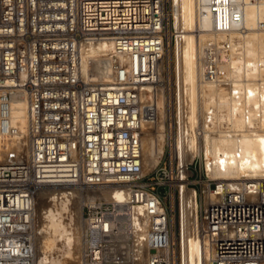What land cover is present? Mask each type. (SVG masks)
I'll use <instances>...</instances> for the list:
<instances>
[{"label":"built area","instance_id":"1","mask_svg":"<svg viewBox=\"0 0 264 264\" xmlns=\"http://www.w3.org/2000/svg\"><path fill=\"white\" fill-rule=\"evenodd\" d=\"M199 1L211 14V30L237 27L240 1ZM169 15L167 0H0V137L18 135L11 101L21 95L29 143L26 156L0 164V264H35L34 205L44 188L128 194L122 205L103 198L84 205L76 264H136L139 254L143 264H176L174 200L181 186L194 185L193 173L207 183L198 218L211 250L209 264H264V178L206 182L201 156L179 165L175 116L164 153L144 180L141 140L144 127L158 120L153 90L165 87L161 66ZM169 29L175 38L172 23ZM102 40L113 51L104 81L98 80L103 66L91 61L87 70L82 67L83 48ZM229 48L215 41L202 47L206 80H219L221 54ZM244 114L247 121L248 110ZM222 156L221 170L228 160ZM148 200L158 210L136 243L128 213Z\"/></svg>","mask_w":264,"mask_h":264},{"label":"bare ground","instance_id":"2","mask_svg":"<svg viewBox=\"0 0 264 264\" xmlns=\"http://www.w3.org/2000/svg\"><path fill=\"white\" fill-rule=\"evenodd\" d=\"M238 1L241 3V18L237 27L216 32L210 29V12L202 9L199 0H170L172 27L176 33L172 48L174 116L177 121L175 159L179 165L185 166L194 157L201 156L208 167V177L212 180L231 181L232 184L264 178V0ZM209 41L230 44L226 54H221L219 69L223 73L215 82L206 80L201 63L202 47ZM112 53L108 40L85 46L82 50L83 69L87 70L88 64L95 61L97 68H105L98 80H106L107 62ZM162 70L164 65L161 66ZM153 94L156 98L158 120L153 124L155 135L149 130L153 125L144 127L141 140L143 174L159 162L168 137L165 87H157ZM11 105V123L19 133L16 136L0 137V164L18 161L28 154L27 103L24 97L17 95L12 99ZM245 110L249 112L247 121L244 119ZM222 155L228 159L223 164V170L219 164ZM182 177H186L185 172ZM49 191L52 204L40 215L44 220L42 249L63 251V259L70 260L74 255L72 247L75 239L69 234L64 219L74 218L71 207H78L76 215L80 218L82 205L95 199L103 198L118 205L128 200L127 192L116 188L83 192L84 199L80 198L81 201L77 198L82 194L79 190L54 191L44 188L37 192L35 198V216L37 199ZM198 208L197 192L181 186L179 233L176 241L179 264H209L211 250L206 239L201 236ZM122 210L124 208L120 206L119 211ZM157 210L151 200H148L146 206L138 205L128 213L127 219H133L136 243L144 239L147 219ZM80 220L84 232L82 219ZM35 240L34 233L35 264H50L49 256L41 255L37 251ZM81 251L80 237L73 264L78 262ZM137 256L136 264H143V254ZM57 258L51 264H60Z\"/></svg>","mask_w":264,"mask_h":264},{"label":"rangeland","instance_id":"3","mask_svg":"<svg viewBox=\"0 0 264 264\" xmlns=\"http://www.w3.org/2000/svg\"><path fill=\"white\" fill-rule=\"evenodd\" d=\"M167 6L168 8L170 9V0H167ZM171 23H172V16L169 15L168 17V30H167V46H166V50H165V58H164V61H163V65H164V73H163V81H164V84H165V91H166V97H167V128L168 130L171 132V129H172V124H173V119H174V113H175V100H174V72H173V69H174V65H173V54H172V48L174 46V42H175V38L172 36H170V29L169 27L171 26ZM169 108V109H168ZM149 130L151 131V133L153 135L156 134V129H155V125L151 126L149 128ZM168 150L166 149L165 150V154H164V159L162 162H167L168 160ZM157 165V164H156ZM155 168V167H154ZM153 168V169H154ZM145 170L144 172V176H145V181L146 179L150 178V173L151 171L153 170ZM207 181L206 182H209L212 180L211 177H208L207 175ZM211 178V179H210ZM206 178L204 177V175H201L200 173H193V175H191V177L189 178L191 184H194V185H190L187 189L188 190H192V189H195L196 192H197V201H198V207L200 208V203L203 202V198L202 196L200 195V192L204 186V184H207V183H203L205 182ZM144 181V182H145ZM164 181H161L162 185H164ZM163 187H161L159 189V191H161ZM165 189H167L165 187ZM48 191V190H45V192ZM49 192H47V194L43 195L42 197L38 198L37 201H36V216L34 215V219H33V232L36 234V240H35V246H36V249L37 251L39 252V254L41 253V255H46V256H49L48 259L50 262V264L52 263L53 260L56 259V257H58L57 259L60 260V264H73L74 260H75V257H76V253L78 251V247H79V243H80V237L82 239V224L80 223L82 219V214H83V207L84 205H82L81 207V216L80 218H77V208L74 204V207L72 206L70 209V211L72 212V217L74 216L73 219H64V224H67V229L69 234L75 239V243H76V247L75 246V243L72 247V252H74V255H73V259H63L65 258L63 256V251H48V250H43L42 249V241H41V235L43 236L44 233H42V228H43V225H44V220L41 219L40 215L42 213H44L47 209L51 206L52 204V201L50 199V197L52 196H49ZM79 200L78 201H81V199H84V196H83V192L81 195H79V197H77ZM81 198V199H80ZM175 209H173V240H174V252H175V257L177 259V246H176V241H177V238H178V233H179V222H178V219H179V215H178V210H179V201L177 199V197H175ZM49 204V205H48ZM84 204V203H83ZM199 208H198V217H199ZM76 212V213H75ZM74 213V214H73ZM198 221H199V218H198ZM42 222V223H41ZM199 226H200V221H199ZM200 230H201V227H200ZM41 231V232H40ZM190 234L191 231H189ZM201 232V236H202V231ZM39 233V234H38ZM74 248V249H73ZM57 253V254H56ZM62 254V255H61ZM61 256L62 259L59 257ZM176 264H179L178 262V259L176 260Z\"/></svg>","mask_w":264,"mask_h":264}]
</instances>
